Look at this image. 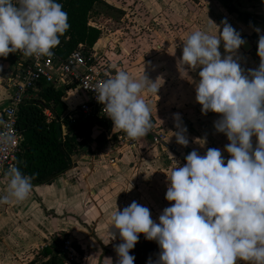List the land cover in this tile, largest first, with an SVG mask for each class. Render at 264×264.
Returning a JSON list of instances; mask_svg holds the SVG:
<instances>
[{"label":"clouds","instance_id":"obj_1","mask_svg":"<svg viewBox=\"0 0 264 264\" xmlns=\"http://www.w3.org/2000/svg\"><path fill=\"white\" fill-rule=\"evenodd\" d=\"M221 24L222 30L215 24L218 34H211V29L191 32L183 41L178 66L200 69L195 99L203 114H219L214 128L226 135L224 151L229 156L226 159L219 148H208L203 155L193 149L182 166L175 162L166 173L165 193L174 203L163 209L158 222L135 201L114 211L112 227L122 241L114 245L116 264H134L130 250L141 233L160 248L147 264H236L238 258L264 264V33L255 28L260 63L245 70L238 55L245 39L226 19ZM69 27L58 0H0V57L18 51L24 56L51 55ZM160 79L152 81L145 73L133 78L117 69L96 84V99L104 105L113 130L123 131L131 141L151 132L152 109L142 94L157 95ZM173 120L176 142L187 146L181 115L174 113ZM9 144L0 134V151ZM5 178L0 204L21 202L31 193L33 177L19 168H9ZM110 237L115 239V233ZM106 260L113 264L111 258Z\"/></svg>","mask_w":264,"mask_h":264},{"label":"crops","instance_id":"obj_2","mask_svg":"<svg viewBox=\"0 0 264 264\" xmlns=\"http://www.w3.org/2000/svg\"><path fill=\"white\" fill-rule=\"evenodd\" d=\"M134 1L120 2L124 13L119 20L123 18L125 26L122 33L118 32V42L108 44L111 38L102 39L104 28L90 18V25L100 31V37L89 49L93 50L94 56L104 57L113 74L117 69H123L133 78L144 73L152 81L161 78L157 95L149 92L142 95L151 106L163 142L145 138L139 140L136 147H126L118 142L111 119L96 121L91 141L80 153L73 155V166L67 173L50 184H32L31 193L21 202L0 204V264H28L60 237L70 238L81 250L73 264H110L106 258L116 264L118 257L114 245L122 241L119 231L112 227L113 212L135 201L147 207L151 218L158 222L163 209L174 203L165 199L167 181L161 180L170 170L160 173L161 164H184V157L193 149L203 155L208 148H219L228 158L224 146L229 141L224 133L214 128L219 114L211 111L203 114L202 106L195 99V83L200 69H191L187 65L181 69L178 60L182 55L183 41L191 32L211 29V34H218L216 25L222 30L221 21L226 19L246 41L238 52L242 68H256L260 57L255 28L259 27L264 33V0H142L151 5L152 13L142 5L141 11L131 13L135 15L132 18L127 5L134 4ZM164 1L167 3L165 11L159 9V4ZM179 2L183 4L182 10H176L175 5ZM105 3L115 8L118 1L100 0L92 14L105 18L100 8ZM109 12L111 20L115 18L113 14L119 15L114 10V13ZM149 12L150 15L145 16ZM132 19L138 25L145 23L146 19L157 23L156 36L151 42L137 37L135 26L128 23ZM160 21L163 30L159 28ZM219 50L223 56V42ZM16 67L15 56L8 62L0 60V117L9 106L11 91L7 81ZM65 94L68 109L64 116L67 117L68 110L81 104L86 96L74 87L68 88ZM174 113L181 115L187 128V146L178 144L172 133L176 131ZM61 129L63 137L67 128L61 124ZM201 139L205 141L203 145L200 144L203 141H198ZM255 142L253 137L254 145ZM147 152L154 157L143 167L141 160L143 156L148 157ZM6 186L5 174H0V194L6 191ZM111 233H115V239H111ZM236 264L249 262L238 258Z\"/></svg>","mask_w":264,"mask_h":264},{"label":"trees","instance_id":"obj_3","mask_svg":"<svg viewBox=\"0 0 264 264\" xmlns=\"http://www.w3.org/2000/svg\"><path fill=\"white\" fill-rule=\"evenodd\" d=\"M100 0H58L68 14L70 27L60 36V43L52 51L66 60L79 47L91 48L100 37V31L90 25V18ZM65 92L45 87L41 98L25 101L17 117V127L22 134L20 152L17 158L22 172L32 176V184L46 185L67 173L73 166V155L80 153L91 141V131L95 122L78 117L74 133L67 128V134L59 138L57 124L67 125L64 116L68 106ZM49 109L53 118L47 121L44 113ZM100 123V122H97ZM103 125V124H102ZM59 244H61L60 248ZM63 241L55 238L48 249L42 251L29 264H62L61 248ZM80 251L78 246H75ZM160 251L154 240H147L139 234L138 242L130 250L135 257L134 264H147L149 258L155 260Z\"/></svg>","mask_w":264,"mask_h":264},{"label":"built area","instance_id":"obj_4","mask_svg":"<svg viewBox=\"0 0 264 264\" xmlns=\"http://www.w3.org/2000/svg\"><path fill=\"white\" fill-rule=\"evenodd\" d=\"M13 54L17 55V67L7 81V86L11 91L10 102L0 117V134L6 135L10 144L0 151V174H5L9 168L17 167L18 164L22 134L17 127V117L21 105L25 101L40 99L45 87L50 86L63 92L74 87L86 96V100L67 112L66 127L72 133H74L78 117L92 123L99 120H110L103 112L104 105L97 101L93 90L98 82L113 75L103 58L92 55L84 46L79 47L66 60L58 58L53 51L51 55L40 57L24 56L19 51ZM44 113L47 121L51 122L52 112L45 109ZM152 121L151 132L136 141L129 140L119 129H116L114 134L121 145L131 148L136 147L139 140L145 138L163 142L164 137L156 128L153 114ZM61 255L71 262L79 256L72 240H63Z\"/></svg>","mask_w":264,"mask_h":264},{"label":"rangeland","instance_id":"obj_5","mask_svg":"<svg viewBox=\"0 0 264 264\" xmlns=\"http://www.w3.org/2000/svg\"><path fill=\"white\" fill-rule=\"evenodd\" d=\"M117 1H118V3L116 4L117 7H115V8L114 7L112 8V7L108 6L106 3L100 6V8L102 10L101 14L104 15L103 17H105V18L102 19V16L98 17L97 15H93V14L91 15V18L93 17L92 18L93 22L94 23L97 22L96 23L97 25H101V27L104 28V32L101 35L102 39L109 40L111 38V40L108 41L109 42L108 44H110L112 42H118V39H119L118 37H120L118 32L120 31V33H122L123 29H124V26H125L124 25V19L122 18V19L119 20V16H122V12H123V10L120 7L121 6V3H120L121 0H117ZM142 5L147 6V8L145 7V10L146 11H151V13H152L153 9L151 8V5L148 4V2H147V4H145L142 0H138V1L135 0L134 4L132 3V4L127 5L128 12H130V17L134 18L135 15H131V13H133L135 11H137V12L141 11L142 10V8H141ZM122 6H123V3H122ZM175 6H176V10H182L183 4L179 2ZM166 7H167V3L165 1H164L163 4L162 3L159 4V9H161V10L165 11ZM155 8H157V7H155ZM110 10L112 11V13H114L113 12V10H114L116 13L119 14V15H115V16L113 14V17H115V18H113V20L109 19L110 17H108V15L111 13V12H109ZM149 15H150V12L147 15H145V16H149ZM144 22L145 23H142L141 25H138L137 23H135L134 19H132V21L128 22V23H129V25H134L135 26L134 32L137 35V37L140 36L142 39L147 40V42H151L152 38L156 36L154 32H155V30L157 28V26H156L157 23H153V22L151 23L150 20H148V19H146ZM161 24L162 23L160 21L159 28L161 30H163L161 28ZM115 32H117L118 34H115ZM159 36H160L161 39L163 38L162 34H159ZM135 37H136L135 35L132 36V41L133 42L135 41L134 40ZM87 50L90 51L91 54L93 55V52H92L93 50H90L89 48H87ZM132 53H133L132 54L133 56L132 55L131 56H132V59L134 60L135 59V57H134L135 51H133ZM14 56L16 57L17 55H14L13 53H9V55L7 57H0V60L4 61V62H8L9 59L14 58ZM95 56H98V55H95ZM102 58H104V57H102ZM147 153L149 154L148 157L147 156H143V159L141 160L142 161L141 166H143V167L145 166L146 162L151 160V157L152 158L154 157V155L152 153H150V152H147ZM170 156H172V155H170ZM161 165L162 166L160 168V173L164 172L163 174H165L167 171L171 170L172 165H175V164L174 163L170 164V163H166L165 162V164H161ZM182 165H183V162L182 163H177V166H182ZM163 181L166 182V176H165L164 180H161V182H163ZM60 238L63 239V240H67V239L71 240L70 238H67V237H63V238L60 237ZM74 245H76V244L74 243ZM60 246H61V244H59L58 249L60 248ZM41 252L42 251H40L39 253H41ZM60 260H62V264H73L74 263V262H71L69 260H66L65 257H62V256H61ZM29 263L30 262H28V264Z\"/></svg>","mask_w":264,"mask_h":264},{"label":"water","instance_id":"obj_6","mask_svg":"<svg viewBox=\"0 0 264 264\" xmlns=\"http://www.w3.org/2000/svg\"><path fill=\"white\" fill-rule=\"evenodd\" d=\"M57 132H58L59 138L62 139V129H61L60 123L57 124Z\"/></svg>","mask_w":264,"mask_h":264}]
</instances>
